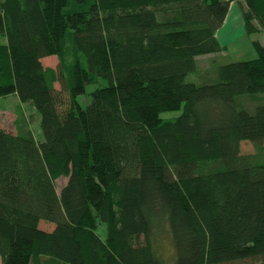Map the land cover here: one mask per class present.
<instances>
[{"label":"trees","instance_id":"obj_1","mask_svg":"<svg viewBox=\"0 0 264 264\" xmlns=\"http://www.w3.org/2000/svg\"><path fill=\"white\" fill-rule=\"evenodd\" d=\"M236 2L264 32V0H0V98L31 105L43 137L0 129V264H264V165L241 152L263 150L264 45L187 82L225 51ZM69 36L88 66L75 61L71 83L43 63ZM97 78L108 85L84 108Z\"/></svg>","mask_w":264,"mask_h":264},{"label":"rangeland","instance_id":"obj_2","mask_svg":"<svg viewBox=\"0 0 264 264\" xmlns=\"http://www.w3.org/2000/svg\"><path fill=\"white\" fill-rule=\"evenodd\" d=\"M76 8L83 10L81 5L75 6ZM244 8L245 5L241 3H233L229 12L228 20L225 25L218 31L217 37L222 46L225 47V51L216 54H209L200 56L197 58L198 70L195 73L190 74L187 77V82L195 84H204L216 80V69L219 66L229 64L232 62L249 61L257 58V53L254 47V42H260L264 45V32L258 26L256 22V32L249 33L244 23ZM72 9L70 7L67 10ZM65 44L64 53L61 58L51 57L44 59V66L55 73L59 72L64 76L65 82L71 83L72 68L75 61H81L82 65L87 68V63L84 57H80L72 45L70 36ZM6 37L0 35V44H6ZM62 65V67H61ZM57 71V72H56ZM108 85L107 80L97 78L93 84L86 86V94L78 97V101L82 107H86L91 102L90 94L98 88H102ZM55 87L61 89V82H55ZM244 106L253 110L261 100L259 97L244 98L241 100ZM181 111H171L161 114V118L165 120L175 119L181 116ZM41 117L38 112L29 104H23L20 100L10 95L5 98H0V129H4L7 132L17 134L18 132L27 133L31 131L36 140L43 141L42 132L40 128ZM262 151H259L257 146L252 142L244 143L241 146V152L245 155H257V160L264 165V143L262 144ZM67 183L66 178L59 179L57 181V191L60 192L62 187ZM53 224L41 222L40 228L43 230H52ZM102 237H105V231L103 227ZM156 245L160 250L161 256L166 261H171L173 253V243L169 233L167 224H164L160 233L156 237ZM44 264H60L51 260H45Z\"/></svg>","mask_w":264,"mask_h":264},{"label":"crops","instance_id":"obj_3","mask_svg":"<svg viewBox=\"0 0 264 264\" xmlns=\"http://www.w3.org/2000/svg\"><path fill=\"white\" fill-rule=\"evenodd\" d=\"M228 16H229V15H228ZM227 20H228V17H227ZM227 20H226V21H227ZM225 23H226V22H225ZM224 25H225V24H224ZM44 61H45V60H43V63H44Z\"/></svg>","mask_w":264,"mask_h":264}]
</instances>
